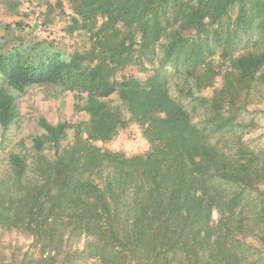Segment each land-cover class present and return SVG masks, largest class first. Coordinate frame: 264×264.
Here are the masks:
<instances>
[{
    "label": "trees",
    "instance_id": "16d2710c",
    "mask_svg": "<svg viewBox=\"0 0 264 264\" xmlns=\"http://www.w3.org/2000/svg\"><path fill=\"white\" fill-rule=\"evenodd\" d=\"M6 3L20 19L0 33L2 133L33 86L74 93L88 117H43L34 151H10L0 171V264H264V150L244 139L264 86V0ZM54 17L61 39L81 34L89 47L35 32ZM172 85L192 112L203 110L204 125ZM132 124L146 152L99 145ZM13 233L37 251L1 246Z\"/></svg>",
    "mask_w": 264,
    "mask_h": 264
},
{
    "label": "rangeland",
    "instance_id": "374dc122",
    "mask_svg": "<svg viewBox=\"0 0 264 264\" xmlns=\"http://www.w3.org/2000/svg\"><path fill=\"white\" fill-rule=\"evenodd\" d=\"M28 3L21 7L22 11H26ZM33 7V6H32ZM37 14H32L28 19V24L32 26L35 23ZM20 19L18 13L7 6L6 0H0V33L7 25L14 26L16 21ZM62 18L54 17L53 23L47 27V31L42 27H38L35 32L41 36H46L48 33L53 32L52 36H55L61 42H64L71 50L84 49L89 47L90 41L81 34L74 38H63L64 22ZM39 22V20H38ZM133 67L125 69L126 73L135 72ZM137 75L140 76L139 73ZM141 77V76H140ZM222 84V78L218 77L214 87L207 89L204 93L210 96L215 89ZM261 92L257 91L253 96V101L248 107L249 114L247 113L246 119H253L255 125L248 127L244 134V139L247 140L257 150H264V112H257L256 110H264V86L260 87ZM171 92L177 103L181 104L185 108L192 110L191 100L183 97L178 93L176 87L172 85ZM17 105L19 109V116L15 122L9 127V129L2 133L0 129V171L7 165V157L10 151H26L32 153L33 150V137L43 132L39 125L41 118H46L48 121L57 123L59 121H66L70 123H78L85 120L88 115L85 111H78L76 109V98L74 93L66 92L63 96L55 98L51 90L45 86H33L30 87L25 95L17 99ZM192 121L200 127L204 125L203 110L199 109L198 112H192ZM73 129L68 132V137L65 143L72 142ZM218 137L215 135L212 140L215 141ZM99 145L112 150H121L128 155L137 153H144L149 149L148 141L142 136L141 129L137 125H130L129 127L121 130L118 136L111 142L101 143ZM232 144H230L231 146ZM47 151V150H46ZM247 197L253 198L249 192H245ZM20 245L23 250L30 249L31 251H37V248L31 245V238L25 237L13 233L12 235H5L1 246ZM9 250L6 249L5 252Z\"/></svg>",
    "mask_w": 264,
    "mask_h": 264
}]
</instances>
